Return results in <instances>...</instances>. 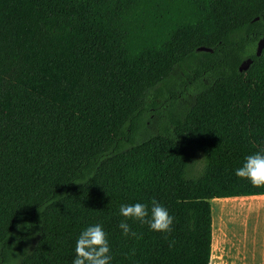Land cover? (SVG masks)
Segmentation results:
<instances>
[{
  "label": "trees",
  "instance_id": "1",
  "mask_svg": "<svg viewBox=\"0 0 264 264\" xmlns=\"http://www.w3.org/2000/svg\"><path fill=\"white\" fill-rule=\"evenodd\" d=\"M263 37L264 0H0L3 253L37 225L15 264H72L100 224L111 264H210V200L264 195L235 176L264 153ZM176 68L197 73L192 105L135 141L147 96ZM153 199L172 230L129 219L142 238L123 235L121 205Z\"/></svg>",
  "mask_w": 264,
  "mask_h": 264
},
{
  "label": "rangeland",
  "instance_id": "2",
  "mask_svg": "<svg viewBox=\"0 0 264 264\" xmlns=\"http://www.w3.org/2000/svg\"><path fill=\"white\" fill-rule=\"evenodd\" d=\"M184 70L186 75H183L180 68H176L166 82L149 93L141 110L143 122L146 124L145 126L143 123L139 124L135 131V141L161 134L165 129L171 128L172 116L181 114L192 105L198 87L197 73L194 68ZM183 79L190 82L184 83ZM223 200L225 199L211 202L214 223L210 264H255L254 258L247 255V250L252 249L253 238L248 239L245 232L247 227L245 200L240 199L234 204ZM254 216L250 215L251 222L254 221ZM243 225V233L238 235L230 230L231 227L236 230L235 227ZM38 236L37 225L19 228L8 250L3 253L0 249V264H15L24 253L32 249ZM233 251L242 252V256L235 257Z\"/></svg>",
  "mask_w": 264,
  "mask_h": 264
},
{
  "label": "clouds",
  "instance_id": "3",
  "mask_svg": "<svg viewBox=\"0 0 264 264\" xmlns=\"http://www.w3.org/2000/svg\"><path fill=\"white\" fill-rule=\"evenodd\" d=\"M235 176L248 180L253 186H264V153L257 152L245 157L242 166L235 170ZM120 215L125 218L119 224L123 235L142 238L127 220L138 221L147 224L155 232L168 233L172 230L174 217L169 211L155 199L151 201V207L144 203L122 204ZM111 246L107 233L103 226L96 224L84 229L75 243V258L72 264H111Z\"/></svg>",
  "mask_w": 264,
  "mask_h": 264
},
{
  "label": "crops",
  "instance_id": "4",
  "mask_svg": "<svg viewBox=\"0 0 264 264\" xmlns=\"http://www.w3.org/2000/svg\"><path fill=\"white\" fill-rule=\"evenodd\" d=\"M225 199L245 200V204H246L245 214L247 216V227L245 229V232L248 239L249 237L253 238L252 249L249 248V250H247V255L250 258H254L255 264H264V195H256V196H248V197H230ZM213 200L216 199H212L210 201L212 202ZM210 205L212 207V204ZM251 214L255 215L254 216L255 219L253 222H251V220L249 219ZM211 217H212V228H213L214 219H213L212 208H211ZM243 227L244 225L241 227H235L236 230H234L231 227L230 230L238 235V233H241L243 231ZM212 240H213V233H212ZM233 254L237 258L242 256V252H238V251L234 252Z\"/></svg>",
  "mask_w": 264,
  "mask_h": 264
},
{
  "label": "water",
  "instance_id": "5",
  "mask_svg": "<svg viewBox=\"0 0 264 264\" xmlns=\"http://www.w3.org/2000/svg\"><path fill=\"white\" fill-rule=\"evenodd\" d=\"M258 18H255V21H257ZM264 48V37L261 38L258 42H257V45H256V49H255V55L256 56H260L261 55V52ZM197 51H206V52H212L211 49H207V48H204V47H199L197 49ZM252 64V60L250 58H247L246 60H243L239 67H238V70L239 72H244L246 70H248V68L250 67V65Z\"/></svg>",
  "mask_w": 264,
  "mask_h": 264
},
{
  "label": "bare ground",
  "instance_id": "6",
  "mask_svg": "<svg viewBox=\"0 0 264 264\" xmlns=\"http://www.w3.org/2000/svg\"><path fill=\"white\" fill-rule=\"evenodd\" d=\"M244 200V199H243ZM223 201H227V202H229V203H232V204H234V203H237V202H239L240 201V199H234V200H223ZM224 207V206H223Z\"/></svg>",
  "mask_w": 264,
  "mask_h": 264
},
{
  "label": "flooded vegetation",
  "instance_id": "7",
  "mask_svg": "<svg viewBox=\"0 0 264 264\" xmlns=\"http://www.w3.org/2000/svg\"><path fill=\"white\" fill-rule=\"evenodd\" d=\"M188 82H190V81H188Z\"/></svg>",
  "mask_w": 264,
  "mask_h": 264
}]
</instances>
